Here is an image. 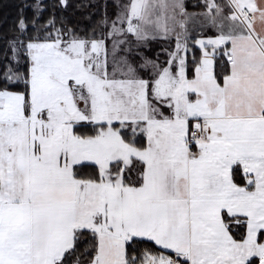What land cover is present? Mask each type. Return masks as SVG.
<instances>
[{"label":"snow or ice","instance_id":"6c2138e0","mask_svg":"<svg viewBox=\"0 0 264 264\" xmlns=\"http://www.w3.org/2000/svg\"><path fill=\"white\" fill-rule=\"evenodd\" d=\"M14 7L0 264H264V0Z\"/></svg>","mask_w":264,"mask_h":264},{"label":"trees","instance_id":"16d2710c","mask_svg":"<svg viewBox=\"0 0 264 264\" xmlns=\"http://www.w3.org/2000/svg\"><path fill=\"white\" fill-rule=\"evenodd\" d=\"M105 0H69L71 7L68 9L66 15L73 21H80L82 23H87L84 19L87 14L93 13L98 15L96 9L99 5L103 4ZM109 5L113 3V0H107ZM197 2V0H186L188 4L189 11H195L192 6ZM20 0H0V34L5 33L12 25V21L16 15V9L14 5L19 4ZM109 11H113L110 7Z\"/></svg>","mask_w":264,"mask_h":264}]
</instances>
